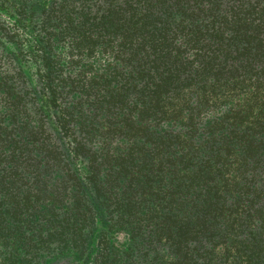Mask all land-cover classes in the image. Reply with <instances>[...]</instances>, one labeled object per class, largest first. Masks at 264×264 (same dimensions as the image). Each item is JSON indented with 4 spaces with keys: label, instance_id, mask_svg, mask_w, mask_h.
<instances>
[{
    "label": "trees",
    "instance_id": "trees-1",
    "mask_svg": "<svg viewBox=\"0 0 264 264\" xmlns=\"http://www.w3.org/2000/svg\"><path fill=\"white\" fill-rule=\"evenodd\" d=\"M0 15V264H264V0Z\"/></svg>",
    "mask_w": 264,
    "mask_h": 264
},
{
    "label": "rangeland",
    "instance_id": "rangeland-1",
    "mask_svg": "<svg viewBox=\"0 0 264 264\" xmlns=\"http://www.w3.org/2000/svg\"><path fill=\"white\" fill-rule=\"evenodd\" d=\"M8 20L6 18H4L3 16L0 15V27L5 26Z\"/></svg>",
    "mask_w": 264,
    "mask_h": 264
}]
</instances>
